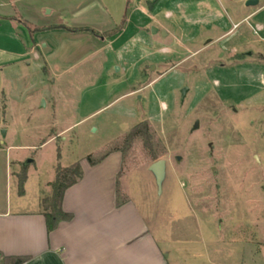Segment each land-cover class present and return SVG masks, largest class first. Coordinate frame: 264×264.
Returning a JSON list of instances; mask_svg holds the SVG:
<instances>
[{"label": "rangeland", "instance_id": "rangeland-1", "mask_svg": "<svg viewBox=\"0 0 264 264\" xmlns=\"http://www.w3.org/2000/svg\"><path fill=\"white\" fill-rule=\"evenodd\" d=\"M246 2L0 0V202L120 151L174 264H264V0Z\"/></svg>", "mask_w": 264, "mask_h": 264}, {"label": "crops", "instance_id": "crops-1", "mask_svg": "<svg viewBox=\"0 0 264 264\" xmlns=\"http://www.w3.org/2000/svg\"><path fill=\"white\" fill-rule=\"evenodd\" d=\"M79 162L83 176L63 198V209L73 218L55 230L48 232L42 213L41 201L52 192L42 193L44 181L38 182L35 201L0 202V254L29 257L23 264H174L157 238L154 204L141 207L121 183L123 154L111 152L94 165L86 158ZM52 182L47 181L49 188ZM218 260L209 257L210 264H224Z\"/></svg>", "mask_w": 264, "mask_h": 264}, {"label": "trees", "instance_id": "trees-1", "mask_svg": "<svg viewBox=\"0 0 264 264\" xmlns=\"http://www.w3.org/2000/svg\"><path fill=\"white\" fill-rule=\"evenodd\" d=\"M142 131L148 132L146 123L135 126L127 135L126 144H130L132 140ZM109 153H106L97 160L90 155L88 161L94 165L104 159ZM124 155V154H123ZM83 176L80 162H75L67 167L58 165L56 168V178L51 183L52 192L49 196H45L41 201L42 213L46 218L48 232L55 230L63 221H70L73 218L71 213H67L63 209V198L68 188L75 185ZM27 173L19 180V192L24 194V186L27 181ZM119 195V190H118ZM120 196V195H119ZM120 202H118L119 204ZM29 260V257L4 256L0 254L2 264H23Z\"/></svg>", "mask_w": 264, "mask_h": 264}, {"label": "water", "instance_id": "water-1", "mask_svg": "<svg viewBox=\"0 0 264 264\" xmlns=\"http://www.w3.org/2000/svg\"><path fill=\"white\" fill-rule=\"evenodd\" d=\"M258 2H259V0H247L246 5L255 6L256 4H258ZM186 89L187 88H183V90H182L183 97L186 94ZM44 105H45V101H43V106ZM197 125H198V122L196 123V126ZM178 159H180V158L178 157ZM30 161H32V160H30ZM150 170L154 174L156 181H157V185H158L159 189L161 190L162 183H163V180H164L165 175H166V161L164 159H160V160L154 162L150 166Z\"/></svg>", "mask_w": 264, "mask_h": 264}]
</instances>
